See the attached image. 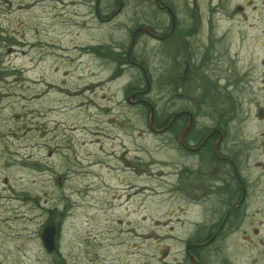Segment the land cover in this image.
I'll return each mask as SVG.
<instances>
[{"label":"rangeland","instance_id":"rangeland-1","mask_svg":"<svg viewBox=\"0 0 264 264\" xmlns=\"http://www.w3.org/2000/svg\"><path fill=\"white\" fill-rule=\"evenodd\" d=\"M168 1L181 30L196 29L198 42L215 48L225 40L241 61L264 40L254 20L226 22L244 0ZM124 3L115 17L117 0H0V264H175L211 225V171L186 156L179 135L152 133L148 108L126 101L147 86L127 64L134 27L151 22L164 34L171 24L155 0ZM131 53L150 79L157 124L196 105L212 117L200 116V126L220 112L228 118V95L213 110L197 89L182 91L179 46L145 37ZM216 64L208 67L217 74ZM228 65L218 64L226 78ZM240 96L238 136L249 140L264 126L253 96ZM50 226L59 228L52 254L41 239ZM223 250L247 263L258 249L230 242Z\"/></svg>","mask_w":264,"mask_h":264},{"label":"flooded vegetation","instance_id":"flooded-vegetation-1","mask_svg":"<svg viewBox=\"0 0 264 264\" xmlns=\"http://www.w3.org/2000/svg\"><path fill=\"white\" fill-rule=\"evenodd\" d=\"M100 1L97 0V3ZM117 1L119 7L115 17L123 11L125 4L124 0ZM170 4L167 0H155L157 11L171 24L170 30L163 34L153 29V23L141 22L134 27L133 41L138 43L146 37L158 43L172 42L179 46L182 91L189 94L191 90L197 89L206 97L205 101L208 98L212 101V107H207L213 110L223 102L219 95H228L230 104L228 118L220 112L210 124L202 126L199 124L200 116L207 120L212 117L203 112L199 116L200 105L195 106L198 110L186 106L173 113L169 122L157 124L156 121L158 131L167 128L166 135H172L173 138L179 135L181 150L189 159L196 158L201 165L200 171H211L214 177L212 189L215 190V212L211 225L205 232L198 229L193 234L195 237L185 242L183 258L177 259L175 264H264V128L259 135L252 136L249 140H243L242 135L238 136V124L245 119H238V112L243 110L240 94L253 96L250 100L251 107L257 110L258 123L264 126V40L255 39L251 42L246 47L248 59L241 61L239 53H232V48L225 40L214 41L219 42V47L215 48L213 42L205 45L198 42L196 29L181 30L183 22L180 12L170 7ZM228 16L230 19L226 18V22L231 20L238 26L241 23L247 24L251 19L256 23L255 27H264V0H244V3L231 9ZM107 21L109 20H102ZM248 27L252 28L253 25ZM126 59L128 65L140 70L145 77L143 65L131 51L127 53ZM225 62L229 64L227 78L218 67V64L223 66ZM215 63L219 70L217 74L208 67ZM222 82L225 83L224 86ZM143 91V88L129 90L126 101L132 107H146L151 112L148 104L140 102L143 99L149 101V94L143 95ZM260 95L262 99L257 103ZM180 113H183L182 116L174 121ZM250 117L251 114L248 118ZM185 173H189V170L185 169ZM230 242L234 246L237 244L239 249L257 247L258 250L255 255L250 256L247 263L241 261L242 254L236 255L240 261L234 263L232 258L236 260V256L231 258L228 251L223 250ZM208 250H213L212 255H209Z\"/></svg>","mask_w":264,"mask_h":264},{"label":"water","instance_id":"water-1","mask_svg":"<svg viewBox=\"0 0 264 264\" xmlns=\"http://www.w3.org/2000/svg\"><path fill=\"white\" fill-rule=\"evenodd\" d=\"M150 91V86L148 85V89L143 92V94H146ZM141 103H144V100L140 101ZM151 107V118H150V129L156 133L158 132L155 129V110L154 107L149 104ZM182 116V113L175 117L174 121H176L178 118ZM173 124V123H172ZM167 129L160 131V133H165ZM43 245L48 253H54L57 250V228L55 226L46 227L42 233L41 236Z\"/></svg>","mask_w":264,"mask_h":264}]
</instances>
